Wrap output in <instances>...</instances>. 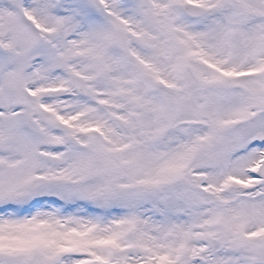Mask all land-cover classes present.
I'll use <instances>...</instances> for the list:
<instances>
[{"label":"snow or ice","instance_id":"snow-or-ice-1","mask_svg":"<svg viewBox=\"0 0 264 264\" xmlns=\"http://www.w3.org/2000/svg\"><path fill=\"white\" fill-rule=\"evenodd\" d=\"M0 264H264V0H0Z\"/></svg>","mask_w":264,"mask_h":264}]
</instances>
